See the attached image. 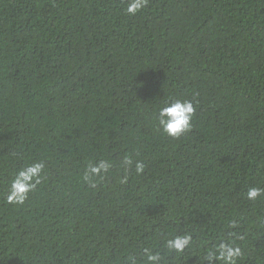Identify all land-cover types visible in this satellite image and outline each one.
<instances>
[{
  "label": "trees",
  "instance_id": "1",
  "mask_svg": "<svg viewBox=\"0 0 264 264\" xmlns=\"http://www.w3.org/2000/svg\"><path fill=\"white\" fill-rule=\"evenodd\" d=\"M128 2L0 0V264H209L221 243L264 264V196L246 198L264 188V0ZM177 99L195 106L179 139L156 119ZM189 233L182 255L166 247Z\"/></svg>",
  "mask_w": 264,
  "mask_h": 264
},
{
  "label": "clouds",
  "instance_id": "2",
  "mask_svg": "<svg viewBox=\"0 0 264 264\" xmlns=\"http://www.w3.org/2000/svg\"><path fill=\"white\" fill-rule=\"evenodd\" d=\"M148 6V0H129L126 12L129 15H136ZM195 115V106L190 100H174L166 103L161 107L156 117L158 127L167 136L179 139L183 134L192 129V120ZM135 163V172L137 175H142L145 171V164L142 161H133L131 156H125L122 164L130 167ZM113 165L108 161L101 160L98 164H89L85 170L83 180L90 187L95 188L99 180H103L110 172ZM45 165L42 162L30 164L26 168L21 169L15 174V178L11 182V190L6 196V202L9 205H23L28 199L29 193L35 190L44 179L42 173ZM128 177L124 176L120 179L121 183H126ZM261 196H264V188L251 187L246 193V198L249 201H256ZM235 227V225H232ZM193 242L192 235L186 234L176 236L174 239H169L166 242V247L170 251H174L182 255L185 249ZM243 256L240 247L234 246L231 243H221L215 252L209 251L206 259L211 264V261L216 259L223 261L224 264H238L239 259ZM161 256L149 254V264H158ZM129 264H136L134 257H129Z\"/></svg>",
  "mask_w": 264,
  "mask_h": 264
}]
</instances>
